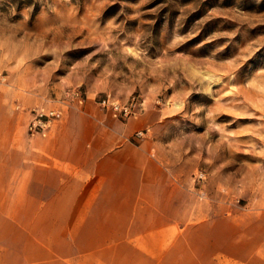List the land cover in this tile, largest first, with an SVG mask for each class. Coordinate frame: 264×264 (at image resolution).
<instances>
[{
	"label": "rangeland",
	"instance_id": "obj_1",
	"mask_svg": "<svg viewBox=\"0 0 264 264\" xmlns=\"http://www.w3.org/2000/svg\"><path fill=\"white\" fill-rule=\"evenodd\" d=\"M37 110L61 114L31 133ZM107 152L160 166L126 191L157 181L187 204L171 249L187 224L200 251L209 226L255 224L264 0H0V264H159L125 234L134 210L84 208L78 164Z\"/></svg>",
	"mask_w": 264,
	"mask_h": 264
},
{
	"label": "crops",
	"instance_id": "obj_2",
	"mask_svg": "<svg viewBox=\"0 0 264 264\" xmlns=\"http://www.w3.org/2000/svg\"><path fill=\"white\" fill-rule=\"evenodd\" d=\"M146 158L145 155L135 157L114 152L87 155L78 164L81 173H85L87 178L85 184L82 183L86 189L81 190L82 194L88 195L84 208L134 210L128 216V230L125 234L135 241L149 243L144 248V258L148 259V263H151L153 257H158L159 264H264V214L254 220L255 224L250 226L241 221L239 228L235 229L231 228V219H227V226L220 235L215 233V226H209L211 233H208L204 241L205 249L201 251L186 249L190 247L187 244L199 236V223L187 224L183 232L177 233L178 236L172 239L175 249L164 244L168 242L169 236L174 235L172 226L176 227V224L183 221L181 217L184 216L183 210L187 204L179 201L181 196L177 197V194L161 188L157 181L146 193L138 188L134 191L124 189L120 178L143 176L145 161L156 168L149 174L151 178L161 175L157 161L148 159L149 156ZM129 193H134L133 197H128ZM101 203L105 205H97ZM178 241L183 244L177 245ZM152 242L159 243L158 249L150 244Z\"/></svg>",
	"mask_w": 264,
	"mask_h": 264
},
{
	"label": "built area",
	"instance_id": "obj_3",
	"mask_svg": "<svg viewBox=\"0 0 264 264\" xmlns=\"http://www.w3.org/2000/svg\"><path fill=\"white\" fill-rule=\"evenodd\" d=\"M112 110L114 113H120L123 115H129L131 114V109L130 107L127 106H121L119 103H112ZM61 114L60 111L57 110H48V111H43V110H37L34 118L31 120L29 124V130L31 133H36L39 130H44L46 127H48L51 123V121L54 118L59 117ZM141 134V132H139Z\"/></svg>",
	"mask_w": 264,
	"mask_h": 264
}]
</instances>
